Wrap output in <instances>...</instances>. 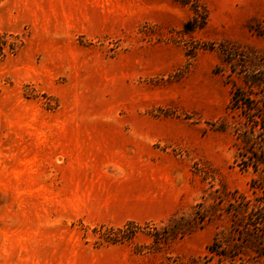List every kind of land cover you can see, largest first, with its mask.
<instances>
[{
    "label": "rangeland",
    "instance_id": "obj_1",
    "mask_svg": "<svg viewBox=\"0 0 264 264\" xmlns=\"http://www.w3.org/2000/svg\"><path fill=\"white\" fill-rule=\"evenodd\" d=\"M252 75L263 94L264 0H0V264H264L227 109ZM145 119L169 121V216L57 222L74 163L50 139ZM117 229L133 236L107 244Z\"/></svg>",
    "mask_w": 264,
    "mask_h": 264
},
{
    "label": "crops",
    "instance_id": "obj_2",
    "mask_svg": "<svg viewBox=\"0 0 264 264\" xmlns=\"http://www.w3.org/2000/svg\"><path fill=\"white\" fill-rule=\"evenodd\" d=\"M168 125L166 119L136 120L130 126L65 130L73 132L50 139L51 158L74 163L58 177L73 184L66 200L75 209H59L55 220L69 224L79 217L89 226L109 227L165 220L171 213Z\"/></svg>",
    "mask_w": 264,
    "mask_h": 264
},
{
    "label": "trees",
    "instance_id": "obj_3",
    "mask_svg": "<svg viewBox=\"0 0 264 264\" xmlns=\"http://www.w3.org/2000/svg\"><path fill=\"white\" fill-rule=\"evenodd\" d=\"M244 84V90L231 85V96L227 105L228 111L237 116L233 127V163L240 171L252 170L264 190V93L261 91V80L256 75L248 76ZM133 225L128 223L125 226ZM113 233V238L105 240L107 244H122L133 236V233L124 235L122 229Z\"/></svg>",
    "mask_w": 264,
    "mask_h": 264
}]
</instances>
